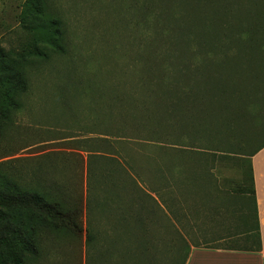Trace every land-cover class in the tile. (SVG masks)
I'll use <instances>...</instances> for the list:
<instances>
[{
	"label": "rangeland",
	"instance_id": "rangeland-1",
	"mask_svg": "<svg viewBox=\"0 0 264 264\" xmlns=\"http://www.w3.org/2000/svg\"><path fill=\"white\" fill-rule=\"evenodd\" d=\"M27 1L0 0V48L20 50L29 44L31 35L21 24ZM52 1L64 23L65 51L51 53L47 60L27 67L29 90L22 97V107L13 113L11 123L0 134V174H8L11 181L31 191L61 199L63 204L81 200L83 228L81 233L72 235L64 229L53 230L39 240L37 255H28L22 264H170V260H174L171 264H180L188 243L254 246L252 235H241L245 233L242 222H248V216L237 208V199L227 193L248 191L247 159L241 161L239 154H233L230 158H216L211 166L205 156L193 154L194 167L190 163L186 166L178 152L183 146L176 140L171 146L164 137L156 142L143 139L148 129L161 134V129L147 122L151 119L154 124L159 123L163 108L160 97L152 91L161 93L162 84L158 85L155 79L162 70L169 69L170 46L175 40L180 47L178 52H186L183 57H188L187 62L194 63L187 53L196 54L202 74L208 73L207 69L213 74L226 71L216 80L222 87L234 71L240 70L245 85L257 86L256 82L247 81V76L253 70H261L264 77V0H207L206 6L184 0L192 7L187 16L182 12L179 19L196 25L200 34L197 40L187 33L170 37L166 32L153 31L156 7L144 8V0ZM170 11L166 8L163 17L174 23ZM145 64L152 67L153 78L144 77ZM263 82H258L260 88L256 89L260 95L243 100L244 105L237 110V130L245 146L240 155L246 156L264 142ZM213 96L221 102L226 97ZM164 149L172 150L171 163L164 157ZM89 151H100L105 159L93 161L87 192ZM194 169L206 177L218 176L226 197L220 192H206L209 198L205 203L211 214L208 219L191 216L203 228L181 230L179 237L184 243L178 242L179 237L174 240L172 236L171 241L164 238L165 231L113 229L117 224L126 227L140 221L136 216L139 209L148 214L142 222L151 223L153 205L147 192L154 191L165 198L177 222L184 225L185 206H189L190 218L191 208L199 211L201 201L204 202L192 199ZM160 170L168 171L170 176L163 193ZM248 198L242 201L241 209L251 208ZM224 203L229 208L223 210ZM249 218L252 222V216ZM155 221L162 224L161 215ZM223 222H236L235 229L222 230ZM163 243L172 244L171 250L167 252ZM145 248L149 254L144 253ZM166 255L176 258H146Z\"/></svg>",
	"mask_w": 264,
	"mask_h": 264
},
{
	"label": "trees",
	"instance_id": "trees-1",
	"mask_svg": "<svg viewBox=\"0 0 264 264\" xmlns=\"http://www.w3.org/2000/svg\"><path fill=\"white\" fill-rule=\"evenodd\" d=\"M194 1L196 5H207V0H192V2ZM214 1L218 3L220 0H212L211 2ZM190 5L184 3V0H144L143 7L146 9L156 7L152 18L153 31L157 33L166 32L170 37L187 33L189 37L197 40L200 34L196 25L192 22L187 24L186 21L182 22V19L181 21L179 19L182 12L186 16L188 15L186 12L192 7ZM166 8L173 13L171 14L174 16V23L163 17ZM195 13L197 11L193 14ZM192 20L195 22V19ZM21 24L31 35L29 44L20 50L0 48V134L4 127L11 123L13 113L22 107V97L29 90L30 82L27 67L33 66L36 61L47 60L51 53H64L65 51L64 23L52 0H28L26 9L22 14ZM170 48V67L162 70L155 79L159 82L158 85L162 84L159 86L161 93L160 90L152 91L154 96L160 97H158L160 100V104H158L162 105L163 108L157 119L160 125L158 122L154 124L151 119L150 122H147L150 125L145 124L161 129V134L159 136L156 130L148 129L147 134H145L146 138L143 140L156 142V139L163 141L160 139L164 137L165 142L171 146L176 140L180 147L183 146L178 152L186 166L192 163L193 154L205 156L210 161L211 166L220 154L223 155L222 157H229L231 154H243L245 146H243V141L237 130L239 121L237 110L244 105L243 100L250 101L260 95V91L258 92L256 89L258 82L261 84L264 80L261 70H253L249 78L247 76V81L256 82V87H253L254 83L253 86L245 85L242 70L234 71L231 78L227 82L225 81L222 87L216 80L222 76L223 72L227 74L226 71L220 70L218 74H213L214 72L212 73L210 69H207L209 74H202L195 53H187L189 58L194 61V63H189L186 60L188 57H183L186 52H178L180 47L176 40ZM206 60L208 59L206 58ZM208 61L213 63L212 59ZM153 73L152 67L145 64L144 77L146 79L153 78ZM165 80L169 82L163 84ZM213 81L216 85L211 83ZM225 86L230 88L229 91L224 89ZM258 87L260 88V86ZM216 94L219 96L218 98L227 96L224 97L225 100L222 98V102L215 101L213 95ZM175 135L178 136L177 139H175ZM260 146H264V143ZM164 150V157H168V163H171L172 153L169 151L172 150ZM253 152L251 151L246 156L249 158ZM87 153L86 189L88 192L93 174V161L102 160L105 157L100 151ZM191 165L194 167V164ZM2 168L3 164L0 163V173H3ZM204 174V172L194 169L193 175ZM160 175L159 182L162 184H160L162 186L160 193H163L162 191H165L169 186L170 176L166 170H160ZM247 177L251 181L249 164L247 165ZM248 191L253 194L252 188H249ZM151 201H153L152 198ZM160 202L162 207L170 211V215L173 214V211L166 204L165 198L160 197ZM63 203L65 202L61 199H54L47 194L31 191L29 188L11 181L8 174H0V264H22L28 255L36 256L39 240L51 235L55 229H64L70 235L81 233V205L74 202L68 204L67 207ZM165 223L168 227V220L165 219ZM87 229L88 227L86 228V239L89 240L90 234ZM179 235L180 231H165L164 238L170 240L173 236L175 240ZM178 242L184 243L182 237L178 238ZM164 244L166 251H170L172 244ZM144 251V253L149 254L146 248Z\"/></svg>",
	"mask_w": 264,
	"mask_h": 264
},
{
	"label": "crops",
	"instance_id": "crops-1",
	"mask_svg": "<svg viewBox=\"0 0 264 264\" xmlns=\"http://www.w3.org/2000/svg\"><path fill=\"white\" fill-rule=\"evenodd\" d=\"M264 143V142H263ZM254 151V152H253ZM251 156L249 158L244 155H237L239 159L245 158L247 159V165H250L251 168V181L248 179L249 188L253 190V194L250 191H244L239 194H234L231 192L228 195L232 199H237L239 206L237 208L239 211L243 212L244 216H248V222H242V227L245 233L241 234L242 236H246L248 238L254 237L255 245L250 248L245 247H213V246H206L202 244L200 241L198 244H189V248L187 250L186 255L182 259L181 264H264V146L254 148ZM221 155V154H220ZM218 155V157H222L223 155ZM233 154L229 155L230 158ZM242 161V160H241ZM240 161V162H241ZM239 162V163H240ZM215 164V163H214ZM213 164V165H214ZM220 178L218 176H209L206 177L204 175L200 176H193L192 184L193 185V193L192 199H201L199 207V211H193L191 208L190 211V218H189V206H185L184 214H185V224H180L177 222L176 215L171 214L166 208L162 207L160 202V194L154 192L150 193L147 192V197L152 203V222H142V219L148 215L145 213V210L137 211L136 216L139 217L140 221L126 224V227L114 226V230L123 231V230H134L136 232H156V231H190L196 229H202V225L199 226L197 223H194V219L191 218L194 214L198 215L200 218H207L210 216L211 212H209L208 205L205 203V199L209 198L208 194H218L220 192L225 196L226 191L225 189H221L219 186ZM241 181L240 183H242ZM213 195H210V197ZM226 197V196H225ZM224 197V198H225ZM250 197L251 199V208H242L241 203L242 201L245 202ZM151 198L153 201H151ZM253 198V199H252ZM72 199V197H71ZM253 200V201H252ZM78 202L82 207V201L73 200L66 202L67 204ZM156 202V204H155ZM243 205V203H242ZM244 206V205H243ZM223 210L229 208L225 205L223 206ZM235 208V207H232ZM237 209V210H238ZM241 212V213H242ZM82 214H83V207H82ZM161 215L163 223L155 221V217ZM249 216H252V222L250 221ZM165 219L168 220V227H166ZM82 221V217H81ZM209 222H212L210 219ZM206 224L208 223L205 221ZM236 222H232L231 225H228L223 222L222 223V230L232 231L234 230V226ZM238 224H240L238 222ZM192 225V226H190ZM81 228H83L81 224ZM167 228V229H165ZM82 231V230H81ZM258 232V238H257ZM155 235V234H154ZM153 235V237H154ZM158 237V236H157ZM126 258V257H121ZM146 258H176L172 255L166 256H146ZM174 263V260H170V264ZM176 263V261H175Z\"/></svg>",
	"mask_w": 264,
	"mask_h": 264
}]
</instances>
